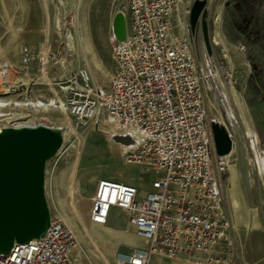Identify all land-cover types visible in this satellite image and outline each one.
<instances>
[{
  "label": "built area",
  "instance_id": "built-area-1",
  "mask_svg": "<svg viewBox=\"0 0 264 264\" xmlns=\"http://www.w3.org/2000/svg\"><path fill=\"white\" fill-rule=\"evenodd\" d=\"M195 1L123 0L126 37L112 38L114 74L105 93L80 69L64 81V103L63 78L57 82L59 99L51 104L47 94L28 89L34 81H16L25 78L23 66L41 59L51 62L53 57L24 50L19 64L0 62V133L7 128L49 127L45 118L17 114L22 103L12 100L15 94L34 93L32 102L21 106L30 107L28 114L65 108L77 126L96 119L102 106L129 130L126 136L135 146L130 162L156 175L146 191L113 179L96 185L90 222L107 226L112 212L120 210L144 243V248L117 254L115 264H150L153 257L179 256L210 262L224 252L232 231L214 169L211 122L195 60V31L189 24ZM36 79L45 82L42 76ZM76 245L73 232L51 216L43 237L14 244L8 254H0V264H74L71 253Z\"/></svg>",
  "mask_w": 264,
  "mask_h": 264
},
{
  "label": "rangeland",
  "instance_id": "rangeland-1",
  "mask_svg": "<svg viewBox=\"0 0 264 264\" xmlns=\"http://www.w3.org/2000/svg\"><path fill=\"white\" fill-rule=\"evenodd\" d=\"M205 1L209 51L201 31H195V60L202 78L209 122L223 125L233 140L231 152L217 158L220 166L215 165L213 150L212 157L220 180L223 203L234 222L224 252L217 254L209 263L202 261L204 264H264V0ZM122 6L123 0H0V62L19 64L24 50L41 58L44 55L53 57L51 62L41 59L39 62L33 61L29 67L23 66L24 75L28 72L30 78L27 74V79L19 82L27 84L34 81L36 84L28 89L50 96L49 88L56 91L61 78L64 82L70 73L85 70L79 56L71 53L65 44L64 26L75 36L77 46L81 45V34L76 28L80 19L100 67L110 71L112 76V19L118 12L125 16ZM185 22L181 21L183 30ZM213 39L217 43H213ZM67 59L68 62L63 65ZM41 76L48 79L50 87L45 80L44 83L37 82L39 79L36 78ZM94 82L101 93L107 92L110 80L106 86ZM56 112L42 117L54 126H62L64 134L66 126L60 124L63 114ZM77 127L80 134L88 130V127ZM94 127L98 129V124ZM121 135L124 133L113 135L111 141L128 149L131 145H124L115 139V136ZM102 138L101 135H94L93 142L97 144L93 145L106 147ZM77 149V144L74 146L65 138L60 151L46 164L45 194L49 210L51 216L56 217L61 209L59 206L67 207L73 213V221L81 238H77L78 243L71 253L74 264H111L105 254L107 249L114 254L113 257L109 255L114 264L117 254L142 248L139 246L140 240H133L134 231L126 215L118 212L108 226H99L90 222L89 213L79 204L91 203L96 183L101 177L131 179L149 185L156 175L147 174L141 166L131 163L130 150L123 153L120 161H107L101 167L91 169L77 162ZM229 164L235 166L233 173ZM86 172L84 179L78 176ZM228 195L245 200L246 210L250 211L247 213V223L244 222L245 215L239 213L240 207L230 204ZM198 257L188 258L194 260ZM173 263L178 262L171 260L161 264Z\"/></svg>",
  "mask_w": 264,
  "mask_h": 264
},
{
  "label": "water",
  "instance_id": "water-1",
  "mask_svg": "<svg viewBox=\"0 0 264 264\" xmlns=\"http://www.w3.org/2000/svg\"><path fill=\"white\" fill-rule=\"evenodd\" d=\"M206 1L194 2L189 24L201 31L208 51V13ZM200 17V18H199ZM113 36L126 37V20L122 12L112 19ZM212 150L216 158L231 152L233 140L225 127L210 123ZM124 145H132L130 136H115ZM59 128L4 129L0 133V254L9 253L14 244L28 243L44 236L50 226L51 213L45 194L46 164L63 145Z\"/></svg>",
  "mask_w": 264,
  "mask_h": 264
},
{
  "label": "bare ground",
  "instance_id": "bare-ground-1",
  "mask_svg": "<svg viewBox=\"0 0 264 264\" xmlns=\"http://www.w3.org/2000/svg\"><path fill=\"white\" fill-rule=\"evenodd\" d=\"M63 7H64V3H63ZM64 11H66L65 7H64ZM76 28L79 31L78 33L81 34L80 35L81 45L79 47L77 46V42H76L77 40L76 39H75L76 41L74 40L75 36L72 35V33L69 31V29L66 26H64V29L66 32V39H67L66 43H65L66 47L69 51H71V53L74 52V53H76L77 56H79L78 58H80L79 60H81L82 64H84L85 71L89 74L91 80H92V78L95 79L92 76L93 75L92 72L95 71V73H97L98 69H100V64L98 63L97 58H95V55L93 53V50H92L91 44L88 40V37L84 34V31L82 29L83 26L81 24L80 19H78V21H77ZM181 28H182V25H181ZM182 30H183V28H182ZM213 43H217V40L213 39ZM66 62H68V59L63 62V65L66 64ZM103 73H104V71H103ZM26 75L28 76V78H30V75L28 72L26 73ZM26 75H25V78L18 79L16 81V84L19 85L20 80L23 81V80L27 79ZM97 76L99 77L100 82H102L104 84V86L108 85V80L111 77L110 74L109 75L105 74L104 76H101L98 73ZM92 83H93V80H92ZM93 85H94V83H93ZM94 87L98 90V88L95 85H94ZM63 89H64V91L67 90L65 86H64V88H61V90H63ZM33 98H34L33 93L28 97H24L23 93L19 94V95L18 94L12 95V100H14V102H18V103H22V104H24L26 102H32ZM54 101L55 100H50L51 104H53ZM63 103H64V100H63ZM22 104L20 105L18 110H16V111H18L17 114H20V116H23V117H29V119H33V118L43 119L42 116L44 114H47V113L50 114L51 113V115H52L56 111H57L56 113L62 112V114H63L62 124H63V126H66V131L63 134L64 141L66 138V140H69L70 142H72L74 144V146L77 144V147H78L77 155H76L77 156V162H80L79 164H83V166H85V167L89 166L92 169L95 166H100L102 163L104 164L107 161H113L115 159L120 161L123 153L126 150H127V152H128V150H130V151L135 150V146H133V145L128 147V149H127V147L126 148L125 147H119L111 141V137L113 135L119 134L121 132H123L124 135H126L127 133H129V130L127 128L121 127L113 117H111L110 115H108L106 113V111L102 108V106H99L100 113L97 116V118L91 120L86 126L83 127L85 129L91 123L90 126L88 127V130H86V131H84V133L80 134L76 130V129H78L77 125L73 122L71 116L69 115V113L67 112V110L65 108H63V109L58 108L57 109V108L51 107L50 109H46V110L34 109V110H31L30 113L28 114L26 112V110L30 109V107L28 106L27 109H23V107H21ZM66 115H68L70 117L71 122L69 121L68 117L65 118ZM96 123L98 124V129H95V127H94ZM48 124H49L50 128H62L63 129L62 126H54V124H51L50 122ZM94 135L103 136L104 139L103 138L102 139L105 140V142H106L105 146L106 147H104V148L95 147L93 145V144H95L93 142ZM116 147L121 149L122 151L117 149ZM215 165L220 166V161H218V159L216 157H215ZM258 166H259V164H258ZM102 168H103V166H102ZM234 168H235V166H233L232 164H229V169L232 170V171L230 170L232 173L234 172ZM76 171L78 172L79 170H76ZM86 175H87V172H86V174H84V173L78 174V176H81L83 179ZM88 176L91 177V174L89 173ZM103 178H105V177H103ZM81 181H82V179H81ZM228 199H229L228 201L230 202V204L233 207L239 206L238 200L236 198H234L233 195L232 196L228 195ZM89 204H91V203L83 202V203L79 204V207H83L85 209V211H87L89 213V209H90ZM59 207H61V209H59V211H58L60 218H59V216L58 217L52 216V217H56L60 221H62L67 226V228L69 230H71V232H73L75 237L77 236L76 240H78V239L80 240L81 238H80L79 230L76 229V227H75V223L73 221L74 217H72L73 216L72 211L69 208L64 207V206H59ZM237 211H238V209H237ZM99 226H101V225H99ZM133 240H135V242L138 241L136 236L134 237ZM228 240H229V238H228ZM129 241H131V240H129ZM77 243H78V241H77ZM75 248H76V246H75ZM105 254L107 255L108 259L110 260V263L113 264V259L111 260L109 257V255H112V257L114 256L113 252H108V249H107V250H105ZM115 263H116V258L114 259V264ZM150 264H151V262H150ZM214 264H218V262L217 263L215 262Z\"/></svg>",
  "mask_w": 264,
  "mask_h": 264
},
{
  "label": "crops",
  "instance_id": "crops-1",
  "mask_svg": "<svg viewBox=\"0 0 264 264\" xmlns=\"http://www.w3.org/2000/svg\"><path fill=\"white\" fill-rule=\"evenodd\" d=\"M102 67H100V69H98V71H97V73H95V71L94 72H92V76L95 78V79H93L92 78V80H93V83H95L94 82V80L95 81H97L98 82V85H104L102 82H100V80H99V77L97 76V74L99 73L101 76H104L105 74H107V75H109L110 74V71H108L107 69H102ZM103 71H104V73H103ZM103 73V74H102ZM111 75V74H110ZM100 76V77H101ZM112 76H113V74H112ZM111 76V77H112ZM110 77V78H111ZM110 78H109V80H110ZM45 81H47L46 83H48V86L50 87V84H49V81H48V79L46 80L45 78H43ZM108 80V81H109ZM95 85V84H94ZM96 86V85H95ZM56 87H57V85H56ZM97 87V86H96ZM99 87V86H98ZM52 89H54V88H52ZM49 91H50V96L48 97L49 98V100H57V99H59V96H58V89L55 91V90H51V87L49 88ZM63 92H64V89L62 90ZM66 91V90H65ZM53 95H55V96H53ZM33 96H35L34 95V93H33ZM57 97V98H56ZM63 100H64V98H63ZM61 101V100H60ZM62 113V112H61ZM68 116V115H67ZM69 121H70V117H69ZM60 122V121H59ZM71 122V121H70ZM60 124L61 125H63L61 122H60ZM228 132V131H227ZM229 133V132H228ZM230 134V133H229ZM102 179H113V180H118V181H121V182H124V183H128V184H131V185H134V186H136L139 190H141V191H146V190H148L149 188H150V184L149 185H143V184H141V183H139V182H137V181H134V180H129V179H126V180H121V179H115V178H100V179H98V181H97V183L100 181V180H102ZM128 180V181H127ZM97 183H96V185H97ZM95 189H96V187H95ZM237 199H238V202H239V207H240V209H239V213H243V215H245L244 217H246L245 219H244V222H246L247 223V213H249L250 211H248V210H246V207H245V200L243 201V198L242 199H240L239 197H237ZM224 207H225V210L227 211V213L229 214V216H230V220H232L231 222H232V224H233V222H234V218L232 219L231 218V214H230V212H229V209L227 208V206H225V204H224ZM233 210V209H232ZM118 212H122V211H120V210H115V211H113L112 212V215H111V217H110V220H109V223H110V221H111V219L115 216V215H117L118 214ZM233 213H234V210H233ZM125 214V213H124ZM126 220H127V218H126ZM128 222V221H127ZM109 223H108V225H109ZM255 223L256 222H254L253 221V225H255ZM129 224V223H128ZM107 225V226H108ZM233 228H234V226H233ZM234 231H235V229H234ZM236 232V231H235ZM137 238V237H136ZM138 239V238H137ZM138 240H140V239H138ZM139 246H142V248H144V243L140 240V242H139ZM138 249V248H137ZM141 249V248H140ZM133 251V250H132ZM132 251H129V252H127V253H130V252H132ZM188 257H186V256H179V257H177V258H175V259H172V260H176L178 263H173V264H182V263H190V264H204V262L202 261V259L200 258V257H198V258H196V259H194V260H189V258L187 259ZM163 261H171V260H168V259H164V258H160V257H153L152 259H151V264H161Z\"/></svg>",
  "mask_w": 264,
  "mask_h": 264
},
{
  "label": "flooded vegetation",
  "instance_id": "flooded-vegetation-1",
  "mask_svg": "<svg viewBox=\"0 0 264 264\" xmlns=\"http://www.w3.org/2000/svg\"><path fill=\"white\" fill-rule=\"evenodd\" d=\"M200 31V30H199Z\"/></svg>",
  "mask_w": 264,
  "mask_h": 264
}]
</instances>
